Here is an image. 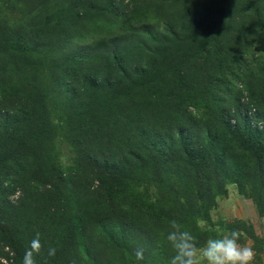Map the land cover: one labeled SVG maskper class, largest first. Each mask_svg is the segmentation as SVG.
<instances>
[{
	"label": "trees",
	"instance_id": "trees-1",
	"mask_svg": "<svg viewBox=\"0 0 264 264\" xmlns=\"http://www.w3.org/2000/svg\"><path fill=\"white\" fill-rule=\"evenodd\" d=\"M263 44L264 0H0V264L169 261L236 163L264 213Z\"/></svg>",
	"mask_w": 264,
	"mask_h": 264
},
{
	"label": "rangeland",
	"instance_id": "rangeland-1",
	"mask_svg": "<svg viewBox=\"0 0 264 264\" xmlns=\"http://www.w3.org/2000/svg\"><path fill=\"white\" fill-rule=\"evenodd\" d=\"M237 86L242 87V83L238 82ZM245 96V92L243 96H240L241 102L243 104L247 102ZM236 97V93H233L230 96L232 99ZM231 108L232 111H234L235 101H232ZM254 110L255 108L248 110V114L251 117ZM56 119L58 118H55V122L58 125L56 128L59 130V132H61L62 128L60 126L63 125V122L62 120ZM63 120L65 121L64 118ZM233 122H235V120H233ZM255 123L261 126L264 125V123L259 120H256ZM65 124L63 125L64 127ZM54 146L56 153L54 158L56 162H60L65 166L72 163L75 153L72 148V144L67 138L63 136L56 137ZM235 166L236 170L234 168L225 170L224 174L226 175H224L223 188H221L216 194L215 201L210 203V218L200 219L206 221V225L203 228L199 226V230L204 232L199 236L201 237L204 235V242H202L200 245L202 246L209 238H215L222 233H227L232 230H239L242 233L240 243L242 245L253 247L257 254L254 264H264V213H262V210L260 209V206L258 205L257 200L252 195V193L248 194L243 192L240 189V184L233 182V178L236 176L235 173L242 169L241 163H236ZM138 188L140 190L149 192V198L155 201L162 198L164 194V190L157 182L147 181L144 183H138ZM20 196L21 192L16 191L11 194L10 198L13 202H17ZM230 226H232V228H230ZM7 249L8 248H6V250ZM164 258L165 257L159 258L155 264H169V261L164 260ZM0 261L8 263L4 257H1ZM117 262H124V260L118 259Z\"/></svg>",
	"mask_w": 264,
	"mask_h": 264
},
{
	"label": "clouds",
	"instance_id": "clouds-1",
	"mask_svg": "<svg viewBox=\"0 0 264 264\" xmlns=\"http://www.w3.org/2000/svg\"><path fill=\"white\" fill-rule=\"evenodd\" d=\"M197 223L202 228L206 225V221L203 220H198ZM169 227L166 240L173 253L169 258V264H254L257 254L253 247L240 243L242 233L239 230L209 238L201 246L196 236L176 219L169 221ZM42 250L40 233L37 232L25 251L22 264H36V256L40 255ZM55 254V248H48V256ZM135 257L138 261H142L144 250L137 249Z\"/></svg>",
	"mask_w": 264,
	"mask_h": 264
}]
</instances>
